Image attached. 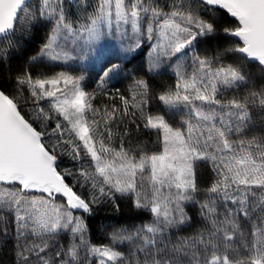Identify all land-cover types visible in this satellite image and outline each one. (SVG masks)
Listing matches in <instances>:
<instances>
[{"label":"snow or ice","instance_id":"6c2138e0","mask_svg":"<svg viewBox=\"0 0 264 264\" xmlns=\"http://www.w3.org/2000/svg\"><path fill=\"white\" fill-rule=\"evenodd\" d=\"M0 264H264V0H0Z\"/></svg>","mask_w":264,"mask_h":264},{"label":"trees","instance_id":"16d2710c","mask_svg":"<svg viewBox=\"0 0 264 264\" xmlns=\"http://www.w3.org/2000/svg\"><path fill=\"white\" fill-rule=\"evenodd\" d=\"M166 79V77H165ZM119 86V85H116ZM133 210L127 204H121L120 212H114L110 210V206L100 208L94 215L95 219L91 221L90 228L92 230V239L94 243H107V232L111 231V228H105L109 224L125 223L126 221L116 220L114 217H128L133 215Z\"/></svg>","mask_w":264,"mask_h":264}]
</instances>
